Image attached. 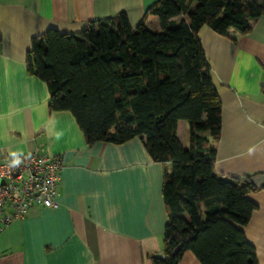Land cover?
I'll return each mask as SVG.
<instances>
[{"label":"crops","instance_id":"obj_1","mask_svg":"<svg viewBox=\"0 0 264 264\" xmlns=\"http://www.w3.org/2000/svg\"><path fill=\"white\" fill-rule=\"evenodd\" d=\"M155 1L0 0V161L35 150L63 160L76 152L64 162L59 208L34 206L0 231V264H152L164 252L163 175L171 163L154 161L140 137L87 145L70 111H50L47 83L26 64L32 39L49 28L75 33L122 11L136 26ZM148 25L160 28L157 18ZM200 37L222 103L219 139L204 133L217 150L215 173L264 174V16L246 34L204 27ZM178 136L188 147L187 122ZM249 198L258 207L243 229L264 264V188ZM180 264L201 262L187 250Z\"/></svg>","mask_w":264,"mask_h":264},{"label":"trees","instance_id":"obj_2","mask_svg":"<svg viewBox=\"0 0 264 264\" xmlns=\"http://www.w3.org/2000/svg\"><path fill=\"white\" fill-rule=\"evenodd\" d=\"M264 0H156L132 26L126 12L91 20L75 33L49 28L32 39L26 64L47 83L50 111H70L91 146L140 137L163 175L168 210L165 259L180 264L193 251L201 264H259L243 229L258 205L254 176L215 173L222 103L200 32L248 33ZM159 20L158 31L148 21ZM189 125V146L179 136ZM177 248H179L177 250Z\"/></svg>","mask_w":264,"mask_h":264},{"label":"built area","instance_id":"obj_3","mask_svg":"<svg viewBox=\"0 0 264 264\" xmlns=\"http://www.w3.org/2000/svg\"><path fill=\"white\" fill-rule=\"evenodd\" d=\"M63 167L61 156L39 150L0 161V231L24 219L34 206L59 208Z\"/></svg>","mask_w":264,"mask_h":264},{"label":"water","instance_id":"obj_4","mask_svg":"<svg viewBox=\"0 0 264 264\" xmlns=\"http://www.w3.org/2000/svg\"><path fill=\"white\" fill-rule=\"evenodd\" d=\"M75 153H76L75 151L66 152L64 155V162H69L72 159V157L75 155ZM253 181L256 184V186L258 187V189L264 188V174H260L258 176H255L253 178ZM2 183H4V181H2ZM178 249L179 248H177V250ZM156 256L158 258H161V259L166 258V254L164 252L157 253Z\"/></svg>","mask_w":264,"mask_h":264},{"label":"rangeland","instance_id":"obj_5","mask_svg":"<svg viewBox=\"0 0 264 264\" xmlns=\"http://www.w3.org/2000/svg\"><path fill=\"white\" fill-rule=\"evenodd\" d=\"M149 27L152 29V30H156L153 26L149 25ZM181 139L184 141L186 138H185V134L182 132L181 133Z\"/></svg>","mask_w":264,"mask_h":264}]
</instances>
